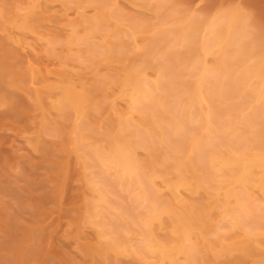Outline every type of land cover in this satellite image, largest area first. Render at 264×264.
<instances>
[{"label": "bare ground", "instance_id": "6f19581e", "mask_svg": "<svg viewBox=\"0 0 264 264\" xmlns=\"http://www.w3.org/2000/svg\"><path fill=\"white\" fill-rule=\"evenodd\" d=\"M128 1L148 3L158 20L131 15L119 0H90L88 16L80 0L76 20L63 14L70 32L61 39L78 63L122 65L120 75L97 73L95 89L106 99L116 85L125 110L113 101L106 129L90 121L102 109L91 92L67 85L47 95L48 108L70 123L67 133L52 129L80 160L90 191L81 221L97 232V255L224 264L237 254L264 264L263 29L238 5L208 14L174 0ZM32 2L23 14L15 6L9 28L31 29ZM45 41L51 53L62 43Z\"/></svg>", "mask_w": 264, "mask_h": 264}, {"label": "rangeland", "instance_id": "374dc122", "mask_svg": "<svg viewBox=\"0 0 264 264\" xmlns=\"http://www.w3.org/2000/svg\"><path fill=\"white\" fill-rule=\"evenodd\" d=\"M30 1L0 0L1 8L6 10L0 13V264H136L132 257L120 256L115 260L112 255H97L96 248L100 245L96 242L97 232L81 221L90 191L83 178L80 160L66 136L57 135L52 129L57 127L67 133L70 123L48 108L47 98L48 93L58 92L67 85L75 86L77 91L91 92L101 101L102 109L89 113L90 121L101 123L107 129L108 118L114 117L110 114L112 102L116 103L118 112L125 110L126 103L118 98L116 85L107 86L104 94L108 98L103 99L101 92L95 89V82L101 74L120 75L122 65L103 62L95 69L88 62L80 64L68 58L76 49L69 50L63 43L70 32L63 14L67 11L69 17L76 20L79 14L75 10L80 0H34L36 2L32 4L37 8L28 17L31 29L9 28L8 21L15 18V6L26 7L21 10L23 14L28 11ZM174 2L181 9L208 14L218 8L225 10L238 5L246 14L252 15L260 30L263 29L264 38V0ZM90 3V0L82 3L85 8L88 6V16L94 13ZM119 3L135 17L150 22L158 20L146 2L138 6L128 0H119ZM67 7L69 10H65ZM141 36L138 39L142 43L145 37ZM53 37L62 43L51 53L45 40ZM15 38L20 41L16 42ZM262 44L264 46V40ZM30 64L38 73L35 72L33 78ZM149 73L152 74V70ZM68 80L74 81L73 84ZM36 93L41 96L40 102L35 98ZM44 111H48L45 129L41 124ZM139 152L143 157V151ZM92 247H95V253ZM237 259L235 254L228 259L230 261L222 262L257 264L252 257L241 262ZM213 260L207 264H212Z\"/></svg>", "mask_w": 264, "mask_h": 264}]
</instances>
